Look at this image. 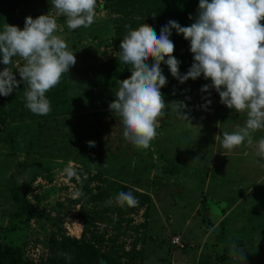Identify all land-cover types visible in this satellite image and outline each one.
Listing matches in <instances>:
<instances>
[{"label": "rangeland", "instance_id": "1", "mask_svg": "<svg viewBox=\"0 0 264 264\" xmlns=\"http://www.w3.org/2000/svg\"><path fill=\"white\" fill-rule=\"evenodd\" d=\"M97 3L99 6L105 0H97ZM48 13L54 12L41 15ZM115 19L108 10L97 7L91 26L69 30L65 17L57 18L63 32L56 34L66 40L76 58L75 65L63 74L74 103L69 115L58 119V125L50 130L52 144L48 141L46 144L53 148L46 150L45 155L34 153L39 134L34 126L25 132L18 131L15 153L0 142V162L4 163H0V233L6 234L15 224L12 197L16 194L27 198L38 210H45L50 220L60 218L65 234L79 238L82 232V223L77 217L79 206L72 204L78 198L73 196L76 185L72 180H78L74 177L69 181L62 175L65 167L72 166L90 174L97 172L151 197L147 230L139 237L144 239L143 246H138L143 250V264H264V158L256 155V142L264 137V130L253 133L250 146L233 151L223 149L222 133L243 126L247 116L222 105L219 95L211 90L210 96L191 93L184 98L165 100L166 104L185 102L190 109L192 127L168 109L148 149L136 148L126 141L121 118L106 108V98L101 99L93 85L100 65L117 55L113 34ZM22 63L19 58L14 61L18 80L16 71ZM24 85L26 89L27 84ZM203 97L211 99L207 110L202 107ZM96 114L102 116L92 117ZM80 116L89 117L87 129L92 131L86 143H95L90 147L92 161L114 154L113 159L102 162L100 169L86 158L82 157L83 161L70 158L76 157L77 152L71 146L68 158L59 157L62 142L55 133L75 131L76 125L82 122L78 120ZM40 134L39 137H44L46 130ZM30 141L34 145L26 154ZM5 161H10V169ZM22 163L27 166L22 168ZM154 170L156 176L152 174ZM45 175L50 177V182L43 178ZM140 216L134 217L133 224L142 221ZM51 223L47 221L43 229V222H32L25 232L21 225V229L9 237L19 246L26 241V257L36 260L44 251L38 243L45 239L47 230L53 229ZM103 228L105 226L101 225L100 229ZM173 236L182 237L185 249L170 244ZM136 238L130 235L126 239L127 247Z\"/></svg>", "mask_w": 264, "mask_h": 264}, {"label": "clouds", "instance_id": "2", "mask_svg": "<svg viewBox=\"0 0 264 264\" xmlns=\"http://www.w3.org/2000/svg\"><path fill=\"white\" fill-rule=\"evenodd\" d=\"M53 14L33 19L25 17L24 27L4 24L0 31V96H9L19 84L26 83L25 107L34 115L46 116L51 103L46 93L61 82L63 74L75 65L74 51L66 40L56 34L63 32L57 18L65 17L69 30L91 26L97 15V0H52ZM191 19V17H189ZM264 0H199L197 16L190 26L168 21L159 35L154 28L142 24L129 28L119 44L121 63L130 66V76L119 81L115 99L109 109L121 118L123 137L139 149H148L158 135L160 121L171 109L176 117L191 126L190 109L183 101L166 104L161 89L168 83L163 74L164 63L173 78L183 84L203 76L210 84L201 87L219 95L220 103L237 113H246L243 126L223 132L221 146L227 151L253 144V133L264 130ZM189 42L193 57L185 74L179 71L180 61L173 53L172 31ZM18 65L17 80L11 67L13 58ZM152 63L149 64L148 61ZM207 110L211 99L203 97ZM192 127V126H191ZM94 147L93 141L87 142ZM256 155L264 158V137L256 142ZM62 175L79 180L77 169L67 166ZM83 193L76 189L73 196ZM107 203L111 204L112 200ZM118 206L137 207L138 199L131 191L119 192ZM233 249L236 245L233 244ZM67 255V254H65ZM71 259V257H67ZM242 260L244 254L241 253Z\"/></svg>", "mask_w": 264, "mask_h": 264}, {"label": "trees", "instance_id": "3", "mask_svg": "<svg viewBox=\"0 0 264 264\" xmlns=\"http://www.w3.org/2000/svg\"><path fill=\"white\" fill-rule=\"evenodd\" d=\"M198 3L199 0H105V3L100 4L98 8L99 10H108L116 18L113 34L116 38L117 54L119 44L129 28L134 30L144 23L154 28L156 34L159 35L161 27L170 20L178 22L181 26H190L196 19ZM54 11L52 0H0V31L3 30L5 23L21 28L24 25L25 17L30 16L35 19L44 12ZM261 23L264 24V21ZM170 39L175 45L173 55L180 61L179 71L183 75L193 62L189 42L182 35H178L175 30L172 31ZM16 58L18 57L13 58V63L9 66L14 75L15 68L13 66ZM148 63L151 64L152 61L149 60ZM4 67L3 64H0V71ZM161 68L168 81L167 85L161 89L164 100L184 98L191 93L203 94L200 91L201 84H210V81L205 80L203 76L196 80L189 79L180 84L171 76L164 63H161ZM130 74V66L121 63L118 55L97 69L93 85L98 91V96L101 99L106 98L107 101L104 104L106 108H109V104L115 99L114 93L119 88V81L127 79ZM190 80L194 83L190 84ZM24 86L22 82L9 96H0V142L15 153L18 131L22 129V132H25L34 126L39 134L46 130L44 137H39L43 133L38 134L37 146L34 151V153L40 152L45 155L46 150L53 148L51 147L53 136L51 139L49 137L50 130L53 131L54 126L58 125V119L69 115L74 100L69 97V84L66 77L62 75L61 82L46 93L51 103L50 114L46 116L34 115L25 107ZM101 114L92 115V117L102 116ZM88 118L78 117V120L82 122L76 125L75 131L67 130V132L55 133V137H59L62 142L60 144L62 152L59 153V157L68 158L70 155L68 149L71 146L77 152L75 153L76 157L70 158L78 161H83V158H86L87 161L93 162V157L90 156L91 148L86 143L88 133L92 131L87 129ZM47 141L51 144H46ZM24 144L22 140V145ZM33 145L31 141L28 143L26 154H29V149ZM64 154L67 157L62 156ZM113 155L106 154V159L97 162L94 160L95 167L100 169L102 162L112 158ZM0 163L4 165L3 162ZM5 163L10 169V161H5ZM15 166L17 168L20 164ZM25 166L27 164L22 163V168ZM76 169L79 180L77 182L72 180V182L76 185V189L82 191L83 195L72 204L79 206L77 217L82 223L80 237L77 239L68 237L61 226L60 218L50 220L45 210H38L27 198L24 196L21 198L15 194L12 197L15 204L12 221L15 224L6 230V234L0 233V264H143L144 254L141 247L144 244V239L139 237L140 233L147 230L149 208L152 207L151 197L129 185L108 180L97 172L90 174L85 169L77 167ZM43 178L48 182L51 181L48 175ZM11 189L16 188L11 187ZM121 191H131L138 199L139 205L137 207L118 206L115 203V197ZM109 200H112L111 204L107 203ZM100 207L101 211H99ZM139 214L142 221L133 224L134 217ZM47 221L52 222L51 228L53 229L47 230L45 239L38 243L41 244L44 251L36 260L26 257L25 248L28 243L25 241L19 246L9 236L21 229L19 227L21 225L22 231H27L32 222H43L44 229ZM101 225L105 228L100 229ZM133 234L137 238L127 247L126 239ZM180 240L182 243L181 237ZM139 245L140 249H138ZM183 246L185 249L184 244ZM67 257H71V259Z\"/></svg>", "mask_w": 264, "mask_h": 264}, {"label": "built area", "instance_id": "4", "mask_svg": "<svg viewBox=\"0 0 264 264\" xmlns=\"http://www.w3.org/2000/svg\"><path fill=\"white\" fill-rule=\"evenodd\" d=\"M171 245L177 249L183 250V244L181 243L180 237H174L171 239Z\"/></svg>", "mask_w": 264, "mask_h": 264}, {"label": "crops", "instance_id": "5", "mask_svg": "<svg viewBox=\"0 0 264 264\" xmlns=\"http://www.w3.org/2000/svg\"><path fill=\"white\" fill-rule=\"evenodd\" d=\"M152 174H153V176H156V174H157V172H156V170H154L153 172H152ZM225 215V214H224ZM181 237V236H180ZM182 238V237H181ZM183 241V240H182Z\"/></svg>", "mask_w": 264, "mask_h": 264}]
</instances>
